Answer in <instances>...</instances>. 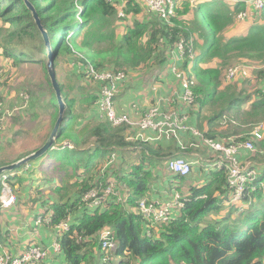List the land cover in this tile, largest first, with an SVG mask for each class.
<instances>
[{"label": "trees", "instance_id": "16d2710c", "mask_svg": "<svg viewBox=\"0 0 264 264\" xmlns=\"http://www.w3.org/2000/svg\"><path fill=\"white\" fill-rule=\"evenodd\" d=\"M26 1L49 35L56 81L66 107L56 145L47 154L51 158L47 167L37 166L46 156L0 176H9L5 179L8 186L20 187L18 201L26 193L24 207L41 209L31 214L34 220L30 225L33 227L41 219L39 236L45 234L46 239L37 241L38 236L27 235L25 249L47 245L48 236L55 237L54 227L69 217L68 231L59 236L61 252L40 264H111L101 247L100 235L106 230L116 246V264H264V133L258 141L251 136L264 123V9L253 11L246 29L230 34L240 24L236 16L245 9L243 3L229 7L215 0H176L175 15L165 20L138 0ZM118 15H122L118 20L126 24L120 35L110 24ZM179 44L183 55L177 66L186 75L195 101L190 106L177 102L174 109L190 116L192 121L186 125L201 138L189 131L180 136L191 141L192 146L197 145L195 138L224 145L253 141L254 151H243L240 158L241 164H248L244 174L252 172L253 176L245 184L242 205L234 206L229 202L231 190L225 171L213 168L208 183L190 187L173 219L157 223V230L148 237L145 228L149 223L139 212L140 201L151 192L158 179L156 174L168 171V160L175 153L193 150L181 148L177 135H162L156 142H145L140 138L145 132L139 128L133 132L126 123L113 125L100 118L96 102L102 86L110 84L89 74H125V81L116 85V111L130 118L128 109L138 107L142 117L150 106L139 108L136 100L127 105L123 99L126 90L135 80L134 87L139 83L140 89L146 86L143 77L147 75L149 85L159 87L166 79L167 89L182 92L181 82L169 69ZM0 55L8 63L7 68H0V90L7 85L11 69L31 63L44 69L47 101L53 113L43 146L57 120L58 102L46 70L48 50L25 0H0ZM239 61L238 64L260 66L253 78L259 84L252 94L236 82L239 76L225 80L226 69ZM67 64L72 66L65 74ZM168 99L176 101L172 96ZM3 101L0 96L1 105ZM124 104L126 112L121 114L118 106ZM202 112L209 116L202 118ZM9 118L14 123H25L13 115ZM224 122L230 129L222 133L218 127ZM36 150L7 163L0 160V167ZM25 166L27 170H23ZM28 167L33 172L28 174ZM36 174L41 177L39 185L32 178ZM187 177L175 176L181 184ZM112 181L119 193L108 197L103 207L90 210L81 204L86 192L102 189ZM2 191L0 181V196ZM46 218H51L49 224ZM7 236L0 226L1 246ZM7 253L18 254L12 249Z\"/></svg>", "mask_w": 264, "mask_h": 264}, {"label": "built area", "instance_id": "2783aa9c", "mask_svg": "<svg viewBox=\"0 0 264 264\" xmlns=\"http://www.w3.org/2000/svg\"><path fill=\"white\" fill-rule=\"evenodd\" d=\"M109 2H113L114 0H108ZM141 3H144L150 11L156 12L163 19H168L175 15L176 9V0H138ZM236 3H243L245 9L243 11L238 12L237 17L239 19H244L251 16L253 11L264 9V0H228ZM122 15H119L121 17ZM241 21V20H239ZM174 53V52H173ZM172 53V54H173ZM183 50L182 45L176 49V61H180L182 59ZM178 63H176L177 65ZM93 74V73H92ZM174 74V73H173ZM240 74L239 68H234L230 66L225 71L226 80H232L236 78ZM174 76L179 80H181V86L183 89V93L181 96V101L190 106L194 104L195 97L193 96L191 90L189 89V82L186 79V76L183 72H178L174 74ZM93 77L100 82H109L110 86L102 87L100 92L99 99L96 102L98 109L101 113V118H105L110 121L113 125H119L122 123H126L129 126L132 125L131 118L125 115H118L115 109V105L113 102V98L116 94V85L125 81L126 76L123 73H119L116 75L110 73L103 74H93ZM186 81H185V79ZM2 105L0 104V122L4 118V115L1 112ZM134 108V107H133ZM188 119L187 116L181 117L177 111H171L165 113L161 111L160 104L157 103L153 108L147 110L144 115L139 119L136 123L137 128L141 132L151 131L155 134V139H158L162 135L175 134L176 128L180 132H191L194 136L200 137V134L187 127ZM175 127V128H174ZM261 127L262 124L258 125L252 132L251 136L254 140H261ZM142 140H146L143 137H140ZM147 141V140H146ZM232 142V141H231ZM209 149H211L214 153L218 154V157L213 161V168L224 170L226 176L228 178V182L231 190V197L229 199L230 204L234 206H238L240 203L242 205L243 193L245 190V184L249 181L248 179L253 176L252 172H247L246 175L244 172L247 170L248 164H241L240 158L242 157L243 151H254L253 141H246L243 143H234L232 142L229 145H224L221 143H216L211 140H206L203 142ZM168 172L174 174L175 176L187 177L191 174L192 171V163L188 162L184 157L175 156L168 160L167 166ZM6 177L1 180L3 191L2 196L0 197V203L2 208H10L14 205L16 198V189L13 187L12 189L6 184ZM125 190V186H123ZM119 192L115 188V183L109 182L102 189H93L86 192L81 198V204L87 209L95 210L97 208L103 207L106 199L110 196H116ZM25 196V195H24ZM181 200L183 197L175 195L170 201L166 203H154L149 202L146 199H142L139 203L138 209L141 215L147 222L149 223L146 226V235L148 237L151 236V231H156L157 223H169L173 219V211L178 210L182 207ZM51 218H46L44 221L46 224H49ZM37 225L41 224V219L38 218ZM70 227L69 217L66 220L60 222L55 229V237L54 241L45 246H37L31 245L26 251H23L20 254H16L11 256L8 253L3 254L0 252V264H40L50 255H57L61 252L60 244H59V236L64 232H67ZM101 247L105 251H110L114 256V252L116 251V246L111 242L110 231L106 230L100 235ZM52 252V254H51ZM111 255V256H112ZM112 256V257H113ZM112 257H109V262L111 264H116L113 262Z\"/></svg>", "mask_w": 264, "mask_h": 264}, {"label": "rangeland", "instance_id": "374dc122", "mask_svg": "<svg viewBox=\"0 0 264 264\" xmlns=\"http://www.w3.org/2000/svg\"><path fill=\"white\" fill-rule=\"evenodd\" d=\"M215 1L224 2L229 7H231V5H234L233 2L228 1V0H215ZM253 14L254 12L251 14V16L245 19L244 17L243 19H239L236 16V20L238 21L241 20V21L238 22L240 23L238 27L230 30V34H233V33L238 34L240 29H243V30L246 29V27L249 26L251 23L250 20L248 19L252 17ZM116 18L110 20V24H111L112 30H114L117 35H120L125 31L126 24L118 20L120 18L119 15ZM172 56H173V62L170 64V67H169L170 72L172 74L182 72L180 67L175 64V60L178 59L176 58V51H174ZM238 63H240V61L233 62L231 65L232 69L239 68L240 74L238 75L239 78H238V81L236 82L238 83L241 82L242 83L241 88L247 94H252L254 92V89L259 84V82H256V79L253 80V78L259 72L258 67L260 66L256 64L257 65V69H256L255 68L256 65L254 63H251V66L238 64ZM70 66L72 65L67 64L66 66H64L65 74L71 71V68H69ZM7 67H8V63L5 60H3V58L0 55V68H7ZM92 73L95 74L94 72L90 71L89 75L93 76ZM241 76H243L244 78H240ZM250 76H251V79H250ZM224 77H225V73H224ZM245 78L247 81H243ZM4 79L5 78H3V80ZM69 81H72V80H69ZM179 81L181 82L180 79ZM226 81L228 82L231 80H226ZM234 82L235 81H233L231 84H233ZM47 85L48 84L45 78L44 69L40 65L31 63L30 65H23L18 69L17 68L11 69V76L7 80V85L5 86V88L0 90V96L4 100L2 108H1V112L4 115V118L0 122V133H1L0 134V160L2 161L4 160V162L6 163L13 161L21 157L28 151H32L36 148L39 149V147L42 145L43 141L45 140L44 137L50 131L51 124L49 123V117H50V113H53L50 108L51 106L49 105L47 101V97L49 95ZM102 87H104V85ZM27 90L30 91V94L27 93ZM93 90H94V87H93ZM14 104H18V105L13 106ZM14 107L16 109L11 110V108H14ZM132 110H135V109L132 108ZM12 115L17 118L24 119L25 123H22V122L14 123V121L11 118H9ZM32 116L34 117L33 119H32ZM99 116L101 118L100 111H99ZM208 116H209L208 112L201 113L202 118L208 117ZM226 125H227L226 122L219 125L218 131L222 130L221 132L224 133L226 130L230 129V127L229 126L226 127ZM239 130L241 129H238L237 131ZM262 130H264V123H262L261 134L264 133L262 132ZM199 146L200 145L197 144L195 147L198 148ZM197 151L199 152V149ZM205 153H208V149L206 145L203 144L201 145L200 152L196 156V159L201 160L199 155L203 157L205 156ZM50 159H51L50 156L49 157L47 156L44 160H42V162L38 163L37 166H40L41 168H46L47 165L50 163ZM197 162L200 163L199 161ZM12 163H15V162H12ZM10 164H7V165H10ZM28 168H29L27 171L28 174L31 171L33 172V168L31 167H28ZM211 168L213 169V167ZM23 170H27V167L25 166ZM5 177L7 178L9 176L4 175L0 177V181ZM23 177L26 178L25 175ZM32 178L38 180V185H39V182L41 179L40 174H36ZM18 187H19L18 185L17 187H15L16 195H18V191H17ZM9 188L12 189V187L10 186ZM31 190H34V189H31ZM13 193H14V190H13ZM25 197H26V193H22L21 199L18 201L19 198L17 197V203L15 200L14 205H12L10 208L1 207L0 226H1L2 234H4L5 232H8V236H7L4 246L0 245V247L2 248L3 254L4 252L7 253V250H11V249L18 251V254L22 253L23 251H26L27 249H25L26 246L24 245L27 239L26 236L31 235V236L37 237L40 233L39 229L41 228V225L35 224L37 223V220L33 224V227H31L30 223L34 220L31 214H35V212H40L41 209L36 206H32V205H27L24 207V205L22 204L24 203V200H26ZM240 205L241 204L239 203L238 206ZM20 223L21 225H18ZM28 228H29V231H27ZM3 248H4V251H3ZM106 252L108 253L110 258L113 256L110 251H106ZM112 259H113V262H115L116 260L115 256H113Z\"/></svg>", "mask_w": 264, "mask_h": 264}, {"label": "crops", "instance_id": "0c3cea01", "mask_svg": "<svg viewBox=\"0 0 264 264\" xmlns=\"http://www.w3.org/2000/svg\"><path fill=\"white\" fill-rule=\"evenodd\" d=\"M178 63V61L175 60V64ZM142 83V82H141ZM143 83L146 85L144 87H142L141 89L139 88V86L141 85L140 83L138 84V87H134L136 85V80L132 82L130 88H128L126 90V97H124V102L128 105V104H132L134 100L138 101L140 103V107L142 109H147L149 106L150 108H153L155 104L159 103L160 104V109L161 111L168 113L171 111H176L174 109L175 105H177V102H181V96L183 93V89L181 86V90L182 92H177V91H170L168 88V82L165 79L163 84H158L159 87L157 86H152L149 85V79L147 78V75H145L143 77ZM167 87V88H166ZM170 91V92H169ZM156 93H159L160 95L158 96ZM173 97L176 99V101L173 103L172 101L169 102L170 97ZM157 97V99H156ZM139 98V99H137ZM156 99V102L154 101ZM155 102V103H154ZM173 104V106L169 105V104ZM125 106L124 105H119L118 109L119 112L121 114H124V112H126V110L122 109V107ZM138 107L135 110H130L128 109V115L131 118V122H132V131L135 132L134 128H137L136 123L138 122V120L141 118V116L139 115L140 112L137 111ZM117 112V111H116ZM181 117L183 116H187V123L192 119L190 118V116L186 115V114H180ZM175 128V127H174ZM175 134L177 135V138L179 136L178 143L181 144V148H192L195 149L193 150V153H182L181 155L178 154H174L173 157L175 156H180V157H184L187 161L192 163V173L190 174L189 177L186 178L185 183L181 184L179 179L175 178L174 174L169 173L168 171L166 172H161V173H157L156 176L158 177V179L155 181V183L152 186V190L151 192L148 194V196L144 197L143 199H146L149 202H154V203H166L168 201H170L171 198H173L175 195H178L180 197H183L184 195H188L189 194V189L190 187H199L202 185H205L206 183H208V174L209 171L212 170L211 167H213V161L218 157V154L213 153L212 151L208 149V153H205V156H200L201 160L196 159V156L199 154L200 152V148L201 145H203V141L202 140H197V138H195L194 140L197 141L196 144H199L200 146L198 148H196V145H191L190 142L191 141H187L185 137L180 136L181 134H184V132H180L177 128H176V132ZM143 138H145L147 141H149L150 143L156 142L157 140L155 139V134L151 131H147L145 133L141 134ZM145 140V142H146ZM144 141V139H143ZM224 141V140H223ZM225 142V141H224ZM223 142V143H224ZM199 149V152L197 151ZM189 150V149H188ZM192 152V151H191ZM195 159V161H194ZM197 161H199L200 163H198ZM175 211H173L174 213ZM40 235V234H39ZM37 237V241L38 240H45L46 239V235L44 234V236H39ZM49 238V242L48 244L52 243L54 241V237L51 239V236H48ZM33 239V238H31ZM29 241V239L27 238L25 243H27ZM24 243V245H25ZM47 244V245H48ZM18 253V251H17ZM52 254V252H51ZM53 255V254H52Z\"/></svg>", "mask_w": 264, "mask_h": 264}, {"label": "water", "instance_id": "95a60500", "mask_svg": "<svg viewBox=\"0 0 264 264\" xmlns=\"http://www.w3.org/2000/svg\"><path fill=\"white\" fill-rule=\"evenodd\" d=\"M25 3H26V6L31 10V12L33 14L35 23L37 24L38 29L43 36V39L45 41V45H46L47 50H48V59H47V63H46V70H47V75H48L50 83H51V87H52L53 91L55 92L56 99L58 102V117H57V120L54 124V127H53L51 133L49 134V136H48L47 140L45 141V143L43 144V146H41L38 150H36L31 155L15 162V163H12V164L6 165V166H1L0 167V176L5 174V173H11L15 170H18L22 166L32 162V161H36V160H39L41 158H45L47 156L48 152L50 150H52L54 148V146L56 145L57 133H58L60 124L63 120V113L65 110V104L63 103L61 95H60L59 85L56 81L55 70L53 67V53L50 49L51 44H50L49 35L40 26L39 19L37 18V15L35 13L33 6L30 5L26 0H25Z\"/></svg>", "mask_w": 264, "mask_h": 264}, {"label": "clouds", "instance_id": "9594fccd", "mask_svg": "<svg viewBox=\"0 0 264 264\" xmlns=\"http://www.w3.org/2000/svg\"><path fill=\"white\" fill-rule=\"evenodd\" d=\"M130 127H132V126H130Z\"/></svg>", "mask_w": 264, "mask_h": 264}]
</instances>
